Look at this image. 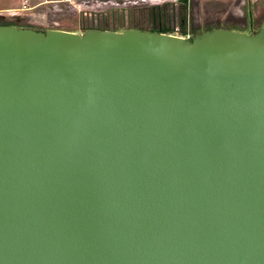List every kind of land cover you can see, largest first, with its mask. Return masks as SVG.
Listing matches in <instances>:
<instances>
[{"label": "water", "instance_id": "95a60500", "mask_svg": "<svg viewBox=\"0 0 264 264\" xmlns=\"http://www.w3.org/2000/svg\"><path fill=\"white\" fill-rule=\"evenodd\" d=\"M0 264H264V26L0 23Z\"/></svg>", "mask_w": 264, "mask_h": 264}, {"label": "rangeland", "instance_id": "374dc122", "mask_svg": "<svg viewBox=\"0 0 264 264\" xmlns=\"http://www.w3.org/2000/svg\"><path fill=\"white\" fill-rule=\"evenodd\" d=\"M52 0L21 11L4 23L36 29L162 28L175 34H196L207 26L227 25L247 32L264 26V0ZM158 23V25H156ZM157 26V27H155Z\"/></svg>", "mask_w": 264, "mask_h": 264}, {"label": "crops", "instance_id": "0c3cea01", "mask_svg": "<svg viewBox=\"0 0 264 264\" xmlns=\"http://www.w3.org/2000/svg\"><path fill=\"white\" fill-rule=\"evenodd\" d=\"M52 0H0V23L3 18H13L21 11L35 9ZM24 4L28 7L24 9Z\"/></svg>", "mask_w": 264, "mask_h": 264}, {"label": "trees", "instance_id": "16d2710c", "mask_svg": "<svg viewBox=\"0 0 264 264\" xmlns=\"http://www.w3.org/2000/svg\"><path fill=\"white\" fill-rule=\"evenodd\" d=\"M62 2H65V1H62ZM66 3H69V2H66ZM2 24H3V22H2ZM4 24H10V23H4ZM156 25H158V23ZM137 27H141L140 29H147V30L149 29L148 27H146L144 25L143 26H137ZM155 27H157V26H155ZM216 27H225V28H233V29L235 28L233 26H227V25H224V26L223 25H216V26H207L206 29H213V28H216ZM151 30L165 32L164 29H162V28H158V29L151 28ZM195 31H197V30H195Z\"/></svg>", "mask_w": 264, "mask_h": 264}, {"label": "built area", "instance_id": "2783aa9c", "mask_svg": "<svg viewBox=\"0 0 264 264\" xmlns=\"http://www.w3.org/2000/svg\"><path fill=\"white\" fill-rule=\"evenodd\" d=\"M60 1H65V2H73V3H76L75 1L76 0H60ZM27 5L26 4H24V9H27ZM175 34V33H174ZM178 35H182V36H184V37H186V38H191L192 37V35L190 34V33H187V34H178Z\"/></svg>", "mask_w": 264, "mask_h": 264}, {"label": "flooded vegetation", "instance_id": "af4514ba", "mask_svg": "<svg viewBox=\"0 0 264 264\" xmlns=\"http://www.w3.org/2000/svg\"><path fill=\"white\" fill-rule=\"evenodd\" d=\"M196 33L199 32V31H195Z\"/></svg>", "mask_w": 264, "mask_h": 264}]
</instances>
